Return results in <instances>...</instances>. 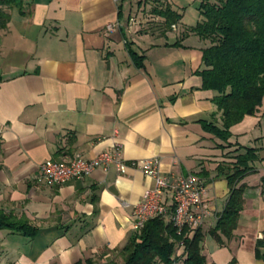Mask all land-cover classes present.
<instances>
[{
    "label": "crops",
    "instance_id": "0c3cea01",
    "mask_svg": "<svg viewBox=\"0 0 264 264\" xmlns=\"http://www.w3.org/2000/svg\"><path fill=\"white\" fill-rule=\"evenodd\" d=\"M20 1L1 8L9 21L0 24V212L37 231L0 230V264L116 259L152 179L111 167L60 186L34 180L43 162L114 150L125 163L156 158L169 181L200 179L205 264H264L255 257L264 240V160L240 183L231 239L209 235L230 191L217 167L233 161L235 146L262 149L264 159V101L226 143L204 129L219 126L220 114L197 75L208 42L187 31L201 20V0ZM167 7L179 16L170 26L155 13ZM108 24L118 25L105 35Z\"/></svg>",
    "mask_w": 264,
    "mask_h": 264
},
{
    "label": "trees",
    "instance_id": "16d2710c",
    "mask_svg": "<svg viewBox=\"0 0 264 264\" xmlns=\"http://www.w3.org/2000/svg\"><path fill=\"white\" fill-rule=\"evenodd\" d=\"M20 0H0V24L9 21L1 8H18ZM197 10L201 20L187 31L208 42L202 50V89L214 92L213 104L220 114V125L205 123L204 129L226 143L230 128L244 117L254 116L264 101V0H201ZM172 25L179 19L169 8L155 10ZM133 60L140 59L131 54ZM232 147L227 145V148ZM262 149L235 146L231 163L217 167L224 177L229 197L215 227L210 230L219 244L230 240L243 205L241 181L254 173V164L264 159ZM0 230L32 238L36 228L0 212ZM203 233L183 230L176 234L170 222L160 218L149 220L140 232L132 233L116 259L100 263L86 260L75 264H205L202 255ZM264 240L257 241L255 257L264 262ZM180 250V254H179ZM119 261V262H117Z\"/></svg>",
    "mask_w": 264,
    "mask_h": 264
},
{
    "label": "built area",
    "instance_id": "2783aa9c",
    "mask_svg": "<svg viewBox=\"0 0 264 264\" xmlns=\"http://www.w3.org/2000/svg\"><path fill=\"white\" fill-rule=\"evenodd\" d=\"M117 25H106L105 35L112 33ZM158 164L156 158L125 163L120 159L119 150L111 153L101 152L91 160H85L79 154H74L64 163L43 162L38 166V174L34 180L45 186L54 187L71 180H81L97 169L103 172H107L111 167L117 172H122L126 167L137 169L144 176L152 179L153 187L144 191L140 201L133 208V232H140L146 222L155 218L170 222L176 234H180L185 229L195 232L201 228L207 216V210L201 202L203 185L200 179L188 175L169 181L159 175ZM165 194L168 199H164Z\"/></svg>",
    "mask_w": 264,
    "mask_h": 264
},
{
    "label": "rangeland",
    "instance_id": "374dc122",
    "mask_svg": "<svg viewBox=\"0 0 264 264\" xmlns=\"http://www.w3.org/2000/svg\"><path fill=\"white\" fill-rule=\"evenodd\" d=\"M117 262H119V261H117Z\"/></svg>",
    "mask_w": 264,
    "mask_h": 264
}]
</instances>
